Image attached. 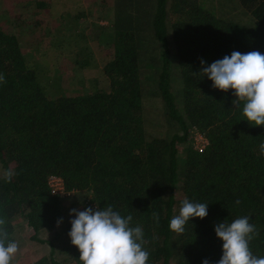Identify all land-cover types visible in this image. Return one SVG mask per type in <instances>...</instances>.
Here are the masks:
<instances>
[{
  "label": "trees",
  "instance_id": "trees-1",
  "mask_svg": "<svg viewBox=\"0 0 264 264\" xmlns=\"http://www.w3.org/2000/svg\"><path fill=\"white\" fill-rule=\"evenodd\" d=\"M3 1L10 19L28 3ZM238 2L254 22L220 15L206 0H33L28 9L49 10L72 31L56 25L27 37L22 25L0 22V227L17 242L24 221L31 238L50 245L31 264H82L68 236L74 216L64 212L78 209L67 199L73 191L93 209L131 215L147 264H216L223 242L214 226L245 216L256 231L249 248L264 257V126L249 125L233 90L214 89L199 73L201 60L206 67L233 51L264 54V0ZM60 56L83 68L86 87L63 91L51 66ZM89 68L96 75L86 81ZM156 113L178 129L154 131ZM193 127L207 136L204 148L191 144ZM51 174L63 178V195L52 192ZM185 198L208 204V215L176 234L169 223Z\"/></svg>",
  "mask_w": 264,
  "mask_h": 264
},
{
  "label": "clouds",
  "instance_id": "clouds-1",
  "mask_svg": "<svg viewBox=\"0 0 264 264\" xmlns=\"http://www.w3.org/2000/svg\"><path fill=\"white\" fill-rule=\"evenodd\" d=\"M204 63L201 60L199 73L212 81L211 87L223 92L233 90L232 103L236 107L243 105V120L251 126H264V54L233 51L230 56L225 55L206 67ZM0 82H4L2 74ZM260 154L264 155V143L260 144ZM14 175L9 170L4 179L11 181ZM207 209L208 204L185 198L178 214L171 218L169 229L182 234L187 222L193 218L204 219ZM73 214L68 236L78 248L82 264H147L150 253L144 247V232L139 225L131 226V215L122 216L110 205L103 209L87 207L82 211L73 208L70 215ZM153 218L159 222L158 214L153 213ZM61 222L62 218L57 221ZM4 223L0 219V226ZM214 230L223 242L222 256L216 264H264V257H256L249 248L256 231L248 217L237 218L231 223L220 222ZM17 250V242L9 240L8 233L0 227V264H10ZM202 264H209L208 259Z\"/></svg>",
  "mask_w": 264,
  "mask_h": 264
},
{
  "label": "rangeland",
  "instance_id": "rangeland-1",
  "mask_svg": "<svg viewBox=\"0 0 264 264\" xmlns=\"http://www.w3.org/2000/svg\"><path fill=\"white\" fill-rule=\"evenodd\" d=\"M33 0H28V3H25L23 6L22 4H18V6L14 7L15 9H11V12L17 13L19 16L16 18L10 19L8 15L2 13V6L4 1L0 0V22H3L4 24H7L9 22V25H11V28H13L14 25H22L21 27V33L24 34L27 37H32L35 34H42L48 32H56L58 31L56 25H60L59 27L64 30H69L68 24H63V21L58 18L54 17L49 11H33L28 8L32 6ZM207 4L214 9L218 10V14H223L226 17H232L236 20L242 21L243 23H252L254 22V18L251 14L245 11V9L239 4L238 0H206ZM4 8V7H3ZM13 8V7H11ZM97 9V6L96 8ZM99 9V8H98ZM94 10V17H91V19H96V15L100 14L99 10ZM9 12V13H11ZM104 13V12H103ZM102 22L106 21V19H101ZM30 42H28V48L25 49V55L27 57L32 58L31 53L29 52L31 50L30 48ZM92 49L94 52H96V45L92 46ZM38 63L40 64L41 68H45L47 65L46 60L43 58H38ZM55 69V73H62L63 79H64V85L66 87L63 88V91H67L69 89H82V87H86L85 84L80 82L81 76H84V74H77V71L79 73H84L83 68L79 67L78 64L74 61H69L68 59H65L64 57L60 56L56 62L55 65H51ZM96 69L97 68H89L86 71V81H88V78L92 75H96ZM51 71L50 74L53 75V72ZM43 75H49V73H41ZM50 76V75H49ZM88 83V82H86ZM182 87L181 78L177 75L176 71L174 74V89L175 92L179 98L180 96V89ZM180 103V102H179ZM181 104V103H180ZM155 118L159 122V124L155 127L154 131H158V129H162L164 131H172L178 129L177 123L173 122H166L165 116L160 113L155 114ZM179 132H182V130H179ZM200 131L197 130L196 127L191 128L190 133V141L192 145H195V147H201L203 140L202 137L198 134ZM87 195V193L85 194ZM70 203L72 202L74 205H77V210H84L85 208L89 207V204L86 202L87 198H84V195L79 191H73L69 197L67 198ZM71 209H66L64 212L66 215H70ZM177 210V209H176ZM71 216H74L71 215ZM17 229H18V238H17V244H18V250L13 255L12 260L10 264H31L34 257H37L41 255L44 252H48L50 245L45 242L37 241L36 239L31 238L30 234L32 233V228L28 227L27 224L24 221H18L17 222ZM47 233L45 232L44 235L46 236Z\"/></svg>",
  "mask_w": 264,
  "mask_h": 264
},
{
  "label": "built area",
  "instance_id": "built-area-1",
  "mask_svg": "<svg viewBox=\"0 0 264 264\" xmlns=\"http://www.w3.org/2000/svg\"><path fill=\"white\" fill-rule=\"evenodd\" d=\"M198 131H200V130H198ZM198 134L202 137L203 143H202L201 147H197V148H204L205 145L208 142V138L202 131H200V133L198 132ZM49 184L51 186V190H52L53 193H59V194L63 195L66 192L65 191L64 180L59 175L51 174L49 176Z\"/></svg>",
  "mask_w": 264,
  "mask_h": 264
},
{
  "label": "crops",
  "instance_id": "crops-1",
  "mask_svg": "<svg viewBox=\"0 0 264 264\" xmlns=\"http://www.w3.org/2000/svg\"><path fill=\"white\" fill-rule=\"evenodd\" d=\"M69 8L71 9V5L69 6ZM97 9H98V6H97ZM97 9H96V10H97ZM98 10H99V9H98ZM45 11H46V10H45ZM47 11H49V10H47ZM47 11H46V12H47ZM49 12L51 13V11H49ZM52 12H54V10H52ZM51 14H52V13H51ZM52 15H53L54 17H57V16H55V14H52ZM58 18H59V17H58Z\"/></svg>",
  "mask_w": 264,
  "mask_h": 264
}]
</instances>
